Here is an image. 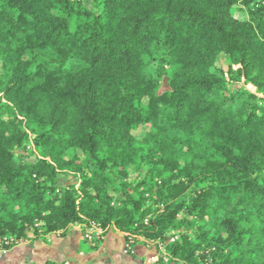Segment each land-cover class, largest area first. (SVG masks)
Listing matches in <instances>:
<instances>
[{
    "label": "trees",
    "instance_id": "trees-1",
    "mask_svg": "<svg viewBox=\"0 0 264 264\" xmlns=\"http://www.w3.org/2000/svg\"><path fill=\"white\" fill-rule=\"evenodd\" d=\"M75 226L264 264V0H0V248Z\"/></svg>",
    "mask_w": 264,
    "mask_h": 264
},
{
    "label": "rangeland",
    "instance_id": "rangeland-1",
    "mask_svg": "<svg viewBox=\"0 0 264 264\" xmlns=\"http://www.w3.org/2000/svg\"><path fill=\"white\" fill-rule=\"evenodd\" d=\"M240 85L256 93L255 87L244 79H241ZM59 183L61 186L69 187L72 184L71 177L61 178ZM82 233V227L75 226L66 238L57 233L43 239L16 244L9 250L0 248V264H27L45 260L69 264H156L161 258L162 264H182L171 261L166 256L164 248L158 249L155 243L145 241L143 238L132 236L133 242L127 245L124 239L127 234L115 229L105 235L96 251L83 253ZM86 233L97 238L102 231L92 226Z\"/></svg>",
    "mask_w": 264,
    "mask_h": 264
}]
</instances>
